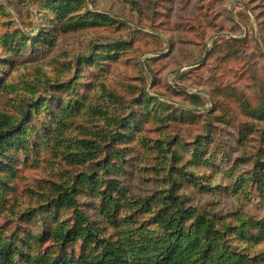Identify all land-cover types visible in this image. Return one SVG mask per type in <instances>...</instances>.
<instances>
[{
    "label": "rangeland",
    "instance_id": "374dc122",
    "mask_svg": "<svg viewBox=\"0 0 264 264\" xmlns=\"http://www.w3.org/2000/svg\"><path fill=\"white\" fill-rule=\"evenodd\" d=\"M0 121L22 130L3 236L40 231L18 216L42 214L41 186L92 172L129 198L174 184L264 264V0H0ZM73 192L93 212L95 194ZM16 245L19 261L47 247Z\"/></svg>",
    "mask_w": 264,
    "mask_h": 264
},
{
    "label": "trees",
    "instance_id": "16d2710c",
    "mask_svg": "<svg viewBox=\"0 0 264 264\" xmlns=\"http://www.w3.org/2000/svg\"><path fill=\"white\" fill-rule=\"evenodd\" d=\"M75 0H63L72 2ZM45 7L54 11L51 2ZM41 32L37 28V33ZM48 39L47 33H40ZM6 39V37H4ZM47 41V40H46ZM10 130L4 133V128ZM22 130L0 121V220L7 210L6 193L10 182L2 176L15 172L5 157L7 149L20 142ZM110 132L112 140L116 132ZM105 134V135H106ZM17 135V136H15ZM22 139V138H21ZM54 139V137H53ZM82 151L92 153L98 148L94 140L78 139ZM69 163H84L85 154H63ZM62 155V156H63ZM94 155V154H92ZM79 157H82L79 160ZM93 158L89 159L91 161ZM7 160V162H6ZM106 165L110 160L104 162ZM96 166V164H94ZM100 168H104L102 164ZM9 170V171H8ZM9 179V178H8ZM69 185L67 182H50L45 189L39 188L42 202L36 210L38 216L25 213L18 220L33 219L42 222L40 231L12 233L3 236L0 228V262L2 264H260L256 256L246 249L237 250L230 245L233 228L208 214H198L185 209L183 201L176 195L174 184L144 198H129L115 180H102L94 173L79 174ZM73 185H80L95 194L98 202L93 212L81 209L75 199ZM71 186V187H69ZM16 214V213H14ZM62 214H67L62 216ZM147 215V218H142ZM259 230L264 223H259ZM257 230V229H255ZM258 231V230H257ZM9 238L10 241H5ZM17 244V245H16ZM47 246L23 261L13 259L19 250L12 246ZM80 246L77 251L74 247Z\"/></svg>",
    "mask_w": 264,
    "mask_h": 264
}]
</instances>
